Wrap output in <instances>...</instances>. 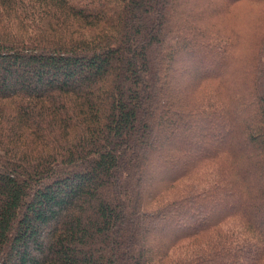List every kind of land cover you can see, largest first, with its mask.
Returning a JSON list of instances; mask_svg holds the SVG:
<instances>
[{"label":"trees","instance_id":"1","mask_svg":"<svg viewBox=\"0 0 264 264\" xmlns=\"http://www.w3.org/2000/svg\"><path fill=\"white\" fill-rule=\"evenodd\" d=\"M181 1L0 0V264H264V29Z\"/></svg>","mask_w":264,"mask_h":264},{"label":"rangeland","instance_id":"2","mask_svg":"<svg viewBox=\"0 0 264 264\" xmlns=\"http://www.w3.org/2000/svg\"><path fill=\"white\" fill-rule=\"evenodd\" d=\"M196 0H182L180 3H186L188 2V5L186 6H182V12H185L187 10H190V5L192 3H195ZM204 0H200V2H202ZM257 1V2H254ZM199 2V0H198ZM227 27L230 28L231 32H235L236 33V42H237V37L239 35V44H240V48L242 51H246V49L251 45L253 39L251 37V34L257 35L260 32L257 31V28L260 27L262 30L264 29V0H242L241 2L238 3V5L232 9V12L230 14V16L226 19L225 23H224ZM235 42V43H236ZM187 62V61H186ZM186 62L184 61H178L177 64H173L174 61L171 63L172 65V70L176 71L177 68L178 70H180V68H182L184 71L189 70L190 73H193L194 68L191 65L186 64ZM196 69V68H195ZM168 79L171 82V92H173L176 89V81L174 80L173 77V73L171 72L170 74L167 75ZM180 86H186V84H180ZM238 118L235 120V125L237 127V125L241 126V122L243 119L242 115H238ZM162 119V118H161ZM166 119V118H165ZM161 121V122H160ZM167 120H159L160 125L159 129L162 128V126H165V130L167 129L166 126V122ZM186 128L185 130H183L180 135H184L185 137L190 136L189 134L192 131V128H189L190 126L193 125V122L191 121H187L186 123ZM211 126V123L207 124V127L209 128ZM188 127V128H187ZM207 128V129H208ZM163 129V128H162ZM210 129V128H209ZM223 135H225V132H223L222 134H220V132L218 133H214L211 136V140H213L214 142L218 141V138L222 137ZM229 140H231V137H229ZM201 142H195L194 145L197 146L199 145ZM159 145V147L157 148V155L160 154L161 150L159 149L160 146H162L164 144L163 139H161V137H159V139H157V142H155L153 145L154 147H156L157 145ZM203 144V143H201ZM180 145L179 139L178 137L173 138L168 146H171L173 148H178ZM226 145V144H225ZM241 147V145H239V148ZM238 148V146H237ZM241 150V149H240ZM146 166L145 169L148 173V180L150 182V186L154 185L155 183V179L156 177H158L155 172H157V170L159 168H162L163 173H167V168L165 166H157L152 163L153 162V158L148 156L146 158ZM249 183H254L252 179H248ZM146 187V186H145ZM260 210L261 212L264 213V205L262 204V202L256 203L253 206V209L250 212H255L256 210Z\"/></svg>","mask_w":264,"mask_h":264}]
</instances>
